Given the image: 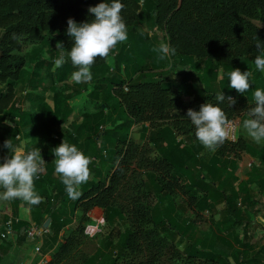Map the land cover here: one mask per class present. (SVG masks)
I'll use <instances>...</instances> for the list:
<instances>
[{
  "label": "trees",
  "instance_id": "trees-1",
  "mask_svg": "<svg viewBox=\"0 0 264 264\" xmlns=\"http://www.w3.org/2000/svg\"><path fill=\"white\" fill-rule=\"evenodd\" d=\"M101 2L104 0H0V113L6 109L9 117L4 127L0 125V159L4 155H13L3 145L9 140L16 146L15 134L20 123H37V115L44 112L40 124L48 129L53 125L43 120L64 123L72 112L68 103L58 106L60 99L57 93L52 111L43 103L42 96L34 98L31 95L32 103L28 110L10 104L18 80L28 81L21 85L22 90L31 82L43 80L38 71H26L25 64L42 68L44 57L40 52L27 54L24 49L38 45L49 53L45 64L47 77L58 81L70 78L78 69L70 60L69 53L75 42L67 34V20L72 18L78 24L93 21L95 17L88 9ZM121 2L125 6L121 16L126 23L128 38L118 43L108 57H98L91 67L96 87L91 97L97 111H84L80 124H70L77 126L74 135H67L65 140L83 149L84 154L99 159L98 165L93 162L89 165L95 177L79 186L81 195L77 200L68 197L59 177H51L54 168L51 163L42 166L41 179L34 178V187L42 196H45L42 191L44 182L53 185L51 191L54 194L48 193L42 203L31 206L32 220L37 224L43 223L44 213L51 219L50 232L44 235L42 248V252L50 250L51 258L47 264H60L71 257L72 251L81 243V236H86L83 235L82 224L91 221L86 213L93 207L102 208L103 217L107 220L116 212L118 217L126 219L127 228L119 232L111 253L101 259L99 254L85 256L81 264H158L160 261H166V264H202V259L216 260V264H264V247L254 249L256 244H250L247 249H235L227 237L235 231L231 227L238 225L240 219L239 199L242 203L251 204L248 183L253 181L264 189V145L259 150L253 149L237 137L234 142L225 140L208 157L195 135V126L186 116L189 108L199 111L205 103L215 104V96L221 92L236 101L229 106L225 99L220 105L228 119L238 116L240 109L248 113L255 106V101L251 105L248 102L253 100L257 88L264 90V78L259 70L253 71L252 68L256 56L261 54L256 48L257 40L264 43V0ZM159 33H163L166 43L176 49L175 55L163 60H159L160 54L153 50L160 46L157 41ZM57 42H61L63 47L57 49ZM61 56L65 62L56 67L55 61ZM109 59L111 67L107 62ZM167 60L168 66L165 67ZM192 64L197 65L195 71L200 67L204 73L189 70ZM219 68L225 72L220 89L214 83ZM236 68L241 72L248 70L254 73L250 77L249 90L243 94L229 86V73ZM177 69L181 77L179 83L172 79ZM191 78L209 82V88L193 90V100L189 99L190 86H186ZM17 116L19 125L15 121ZM137 124L143 132H148L149 140L157 146L154 155L142 157L143 166L139 165L148 169L151 185L142 180L133 186L127 184L129 166L135 159L141 160L138 145L130 139V129ZM178 135L181 136L179 139ZM107 142L110 148L106 147ZM103 150L108 154L104 159ZM242 152L258 157L260 165L253 166L247 180L236 187L233 184L236 180L234 167L237 156ZM124 188H130L131 193L123 198V203H119L117 197ZM179 190L187 195L189 205L196 211L206 207L213 211L209 206L210 191L224 203L225 221H221L219 233L213 239L196 235L192 221L183 222L173 214ZM152 193H157L155 200L151 198ZM76 210L80 212L77 225L65 230L60 237L59 231L73 219ZM18 217L22 220L19 224H27L25 218ZM227 229L230 230L226 233ZM172 235H177L179 243L184 244L183 251L173 244ZM108 238L111 239V233ZM216 239L221 240L224 250L218 252L213 248ZM6 241L10 243L7 248L0 243L4 254L0 256V264H18V258L8 252L13 248L12 242ZM17 241L28 243L23 237Z\"/></svg>",
  "mask_w": 264,
  "mask_h": 264
},
{
  "label": "clouds",
  "instance_id": "clouds-1",
  "mask_svg": "<svg viewBox=\"0 0 264 264\" xmlns=\"http://www.w3.org/2000/svg\"><path fill=\"white\" fill-rule=\"evenodd\" d=\"M121 0H104L95 7H89L88 12L93 14L95 19L91 22L77 23L74 19L67 20V34L74 39V46L69 55L74 67L78 70L72 73V79L76 83H87L92 80L91 67L96 59L106 58L109 53L120 42L127 40V27L121 12L124 8ZM61 42H57L56 48H62ZM256 48L260 55L255 58V67L259 71H264V43L259 39ZM160 55L159 60L175 55L176 49L169 44H161L154 48ZM61 56L55 61L56 67H61L64 63ZM251 71L241 72L239 68L229 73L230 87L238 93H245L250 88ZM227 99L228 105L235 104V99L231 96L225 97L221 93L215 96L216 103H205L200 106L199 111L191 108L187 110V118L195 126V135L200 143L209 151L215 152L223 145L225 140L231 138L233 132L232 122L227 118L225 111L220 107ZM255 106L251 107L247 113L248 119L243 121V130L256 143L264 140V90L257 88L254 92ZM3 147L13 153L11 157L4 159L0 163V187L4 189L0 193V200L10 201L21 199L30 205H38L43 202L41 197L34 190V178L43 171L45 161L41 158L38 148L25 151L23 146L14 147L6 140ZM55 172L61 177L65 185L66 193L72 200L79 199L81 192L79 186L86 183L90 178L91 158L78 150L75 145L63 142L55 149ZM102 223V221H101ZM89 225L85 229L86 234H91Z\"/></svg>",
  "mask_w": 264,
  "mask_h": 264
},
{
  "label": "rangeland",
  "instance_id": "rangeland-1",
  "mask_svg": "<svg viewBox=\"0 0 264 264\" xmlns=\"http://www.w3.org/2000/svg\"><path fill=\"white\" fill-rule=\"evenodd\" d=\"M157 41L159 43V45L161 44H167L166 43V39L164 38V34L163 33H159ZM125 42V41H124ZM24 52L29 54L30 52H32V54H37L38 52L41 53V55L44 57L45 61H44V66L42 68H37L35 66V64H30L27 63L25 64V69L26 71H38L39 74L43 77V83L44 86L48 89L47 90V97H51V86L52 85H56L60 88L64 87V83H55L54 80L55 78H49L47 77V72L45 70V64L47 63L50 55L49 53L45 52V49L43 48H39L38 45L35 46H28L24 49ZM109 63V65L112 63V61L109 59L107 61ZM112 66V64L110 65V67ZM168 66V60H167V64L165 63V67ZM191 67H193L192 69H196L197 65L196 64H192ZM253 71H255L256 67L253 66ZM251 68V69H252ZM180 69V68H179ZM177 72L174 74V76L176 77V79L172 78L176 83H178L179 81V77L180 74ZM250 69V70H251ZM252 71V72H253ZM225 73V72H224ZM260 73L264 76V71H260ZM254 74V73H252ZM171 79V80H172ZM28 83L27 80L24 79H20L17 82V85L13 88L14 94L12 97V100L10 102V104L14 107L19 106L20 109L23 108H28L29 104L28 101L25 99V95L26 93L23 92L22 90V86L24 85V83ZM174 82V83H175ZM176 85V84H175ZM2 86V84H0V87ZM78 88H80V85H77L74 90H72V94H74ZM25 91H27V86L25 87ZM188 91H190L188 89ZM51 100H49L50 102ZM255 99L253 97V100L248 102V105L252 104V102H254ZM9 104V105H10ZM77 105V103H76ZM6 109H4L1 113H0V125H2V127H4L5 123H6V118H7V113H6ZM239 116H241V126L243 124L244 118L247 117V112L244 109H240V113ZM45 121V120H43ZM46 122V121H45ZM42 123V122H41ZM146 125L149 126V122H146ZM42 127V124H41ZM40 127V129H41ZM43 128V127H42ZM44 129V128H43ZM241 132V128L238 130V136L240 135ZM148 132L145 131L143 132L141 130L140 124L137 125H133L130 129V139L133 140V142H135L138 147H139V151L141 152V160L139 162L138 159H135V161L132 162V164L129 166L130 170L127 171V175H126V179H127V184L133 186L134 184H136V182L138 180H142L144 183L146 184H150V173H148V169L144 167H141L139 165L143 166L142 163V157H151L154 155L155 150H157V146L155 144H153L149 138H148ZM181 137L180 135H178V138ZM7 138V137H6ZM33 142V141H32ZM32 142H30V146L32 145ZM263 143L264 144V140H262L260 142V144ZM256 145V143H254ZM250 145L253 149H255V145ZM258 150V149H257ZM205 153L204 155H208L211 156L214 152L209 151L208 149L205 148ZM242 153H240L237 156V160H239L238 163V168H237V176L238 179L239 177L242 176H248L249 172L251 171L252 167H257L260 164H253V162L249 161V158L246 157V155H241ZM251 154V153H250ZM252 156V155H250ZM8 156L5 155L3 157L2 160H4L5 158H7ZM259 159V158H258ZM222 164L223 160H220ZM258 161V160H257ZM252 163V164H249ZM260 162V160L258 161ZM234 177L236 178V180H233V184L237 187V177L234 175ZM259 180H263L261 176L258 177ZM264 184V182H262ZM130 186V187H131ZM248 188V192L250 193L251 197L249 202L251 204L248 203H242L241 202V198L239 199L240 204L237 206L238 208V212H239V218L238 219V225H234L231 228H233L235 231L232 234H228V239H229V243L234 245L235 249H247V245L250 244H256V246L254 247V249H258L260 247H264V189H260V186L257 185L255 183V185L252 186V184L247 185ZM51 194L54 192L50 191ZM131 190L130 188H124L123 192H121V194H118L117 197V201L120 203H123V198L127 195L130 194ZM211 198L209 200V206H212L213 211L210 210V208H204V209H195L194 206H191V204L189 205L190 201L189 198L187 197V195H184L182 193V191L179 190L178 195L175 197V203H176V207H175V211L173 212V214L176 217H179L181 219V221L183 222H188V221H192L194 223V229H195V234L196 235H203L208 239H213L214 235L218 234V226H222L221 221L224 222V215L226 214L225 212V205L224 203L219 200L218 201V196L213 195V193H211ZM243 194V193H242ZM157 197V193H152L151 194V198L153 200H155ZM248 204V205H247ZM109 218V216H108ZM102 219V217L100 218V220ZM104 219V217H103ZM95 222V221H94ZM126 219H121V217H118L117 213L115 212V214L110 215V219H104V221L100 224L101 225V232H99V234L97 233V235L94 236H85V234L83 233V235L85 237L81 236V240H80V245L77 249H74L72 251V255L70 258L65 259L63 262H61L60 264H81V260L83 257H87V256H95V255H100L99 259H101V257H105L107 256L109 253H111L113 251V248L115 243L117 242V239L119 238V232H123L126 228ZM230 229H227L226 233L229 232ZM111 233V239L108 238V234ZM171 241H173V244L179 249V250H184V244L183 243H179L178 240V236L177 235H172L170 237ZM217 240V239H216ZM1 241V240H0ZM2 245H7V241L3 240L0 242ZM208 244L209 241H207ZM29 246L32 245V243H28ZM28 244L26 245V247H28ZM221 244H223L221 242V240H217L214 242L213 244V248L218 250V252L220 250H224V248L221 246ZM5 248H7L8 246H4ZM115 250V249H114ZM1 253H3L2 250H0ZM229 251V250H228ZM230 253V252H229ZM263 256H264V250H263ZM51 258V257H50ZM164 260V259H163ZM231 260V257H230ZM202 264H216V260H206V259H202L201 260ZM158 264H166L165 262L160 261Z\"/></svg>",
  "mask_w": 264,
  "mask_h": 264
},
{
  "label": "crops",
  "instance_id": "crops-1",
  "mask_svg": "<svg viewBox=\"0 0 264 264\" xmlns=\"http://www.w3.org/2000/svg\"><path fill=\"white\" fill-rule=\"evenodd\" d=\"M193 67L188 68L191 71H198L200 70V73L203 74L204 72L202 71V68H198L196 71L195 69H192ZM177 72V71H176ZM174 72L172 75V78L176 79V77L174 76V74L176 73ZM217 77H215L216 79L214 80L215 85L217 86L216 88L220 89V81H222L223 79V70L221 68L217 69ZM209 74V73H208ZM264 74V73H263ZM262 75V74H261ZM208 76H211L210 74ZM179 78H181L180 76H178ZM262 77L264 78V76L262 75ZM193 79H196L193 78ZM44 80V79H43ZM43 80L40 81H36V82H31V84L27 85V91H25V89L23 90V92L26 93V95L24 96L25 99L28 101V108H23L22 110H28L31 107V95H33V97H37L40 98V96H42V100L43 103L46 104V106L50 109V111H52L54 109V95L59 94V99H60V103L58 104L59 107L64 106L65 103H68L69 107H72V112L69 114L66 122L64 123H54L53 120H49L47 119V123L49 125H53V127L46 129L44 126L41 127L40 121L42 120L41 118L44 117L45 113L42 112L40 114L37 115V123L36 121L34 123H28L26 125H23L22 123H20V118L19 116L15 117V121L18 123L19 125V129L18 132L15 134V139H17V144L15 147H21L23 146L24 150L30 151L34 148H38L41 152V158L45 161L44 165H47L49 163H51V165L54 166L52 172H51V177L52 178H60L61 177L56 174L55 172V159L56 156L54 154L55 149L63 142V140H66V136L67 135H74V130H76L77 126H72L70 124L75 123L76 124H80L83 120V113L85 112H89V113H94L97 111V106L94 104V100L92 99V92L95 90V82L93 80H91L90 82L87 83H76L73 79L72 76L68 79L62 80V81H58V80H54L55 83H64V87L60 88L59 85H52L51 88V97H47V88L44 86V83L42 82ZM180 81V79H179ZM178 81V83H179ZM188 83L186 84V86H190L189 90L191 91L189 93V99L193 100L195 99L193 90L198 88V87H202V88H209V82L206 83V81L202 80H192L189 79L187 81ZM80 85V88H78V90L72 94V90H74V88ZM55 93V94H54ZM101 94H103L102 90H101ZM49 100H51L49 102ZM92 102H91V101ZM77 103V105H76ZM18 108H20L19 106H16ZM59 111L61 112L62 110L59 109ZM239 127L238 130L241 128V132L240 135L238 136V131H237V137L243 139L246 143H248L249 145H253L254 143H256L251 137H249L247 135V133L243 130V127L241 126V116H239ZM8 114H7V118H6V122L8 119ZM248 115L245 119H248ZM15 123H13L12 125H14ZM243 125V124H242ZM41 127V129H40ZM53 128V131H50V129ZM87 129L85 128V130L83 131V133H85V135L83 134V138H86V131ZM101 132V131H100ZM76 133V132H75ZM50 135V136H49ZM49 137H52L51 139ZM53 138L55 139L53 141ZM180 138V137H179ZM178 138V139H179ZM33 141V142H32ZM30 142H32V145L30 146ZM67 142V141H66ZM69 143V142H67ZM70 145H72V143H70ZM255 145V144H254ZM264 144L263 143H256L255 145V149H260ZM109 147V143L107 142V146ZM80 151H83V149H78ZM86 156H90L89 154H85ZM107 153L106 151L103 150V154H102V158H107ZM241 155H246V157L249 158V161L253 162V164H257L259 163V159L258 157L248 153V152H242ZM252 155V156H250ZM5 156V155H4ZM91 158V162H93L94 164L98 165L99 164V159L95 158L94 156H90ZM3 159V158H2ZM0 159V163H3L4 160ZM94 160V161H92ZM258 160V161H257ZM239 160L236 159L235 162V167H234V174L237 177V184L240 182H243L245 180H247L248 176H242L239 177L236 174L237 172V166H238ZM252 164V163H251ZM90 168V167H89ZM44 169V168H43ZM90 178L89 181L92 180L95 177L94 171L92 170V168H90ZM41 174V172L39 173V175ZM40 179L42 178L41 175L39 177ZM38 178V180H39ZM62 181V180H61ZM35 183V182H34ZM252 184L255 185V182H249L248 185ZM37 186V185H36ZM44 187H42V191L43 195H48L51 194V190H53V185L52 184H48L44 182ZM34 190L41 196V197H45L42 196V194L40 193L39 189L36 190V187H34ZM4 191V189L2 187H0V193H2ZM15 202L10 201H4V200H0V223H2V221L6 218V214L7 212H11L16 216H21L23 218L27 219H31L32 220V216H31V206L30 204H28L27 202L17 198L15 199ZM103 214H104V210L102 208L99 207H93L92 209H90V220L89 222L95 223L98 220H100V217L103 218ZM47 213L43 214V223H45V221L49 218L46 216ZM80 215V212L78 210L75 211V214L73 216V219L66 223L64 225L63 228H61V230L59 231V236L62 237V234L64 233L65 230H68L70 228H73L74 226L77 225L78 222V217ZM50 219V218H49ZM51 220V219H50ZM34 221V220H33ZM95 221V222H94ZM82 223V221L80 222ZM49 224L50 221L47 225V227L49 228ZM61 238H59L60 240ZM10 240L11 246L13 248H11L10 250H8L9 253H12L13 256H16L18 258V264H27L29 262V260L31 259V246H29V242L28 243H19V241H17L18 239H8ZM1 242V241H0ZM10 243L7 242V246ZM28 244V247H26V245ZM52 250V248H51ZM47 258V260H50V250L49 251H44L43 252ZM4 255L3 253H1L0 251V256Z\"/></svg>",
  "mask_w": 264,
  "mask_h": 264
},
{
  "label": "built area",
  "instance_id": "built-area-1",
  "mask_svg": "<svg viewBox=\"0 0 264 264\" xmlns=\"http://www.w3.org/2000/svg\"><path fill=\"white\" fill-rule=\"evenodd\" d=\"M124 89L127 90V87L124 86ZM232 122L233 132L231 138L227 139L230 142H234L237 139V131L239 127V117L235 116L229 119ZM249 164H251L249 162ZM40 175L38 174L35 179H38ZM90 218V210L86 213ZM101 218V217H100ZM91 219V218H90ZM21 218L14 215L11 212H7L6 218L0 223V240L8 239H18L23 237L26 242L32 243L31 245V259L27 264H47L48 260L45 254L42 252L44 235L50 232L48 227L43 226V224H37L31 219H27V224H19ZM104 219L98 220L95 223L92 222H83V233L87 236H94L97 233L101 232V223ZM89 225H92L93 228L89 229L91 234H86L85 229Z\"/></svg>",
  "mask_w": 264,
  "mask_h": 264
},
{
  "label": "water",
  "instance_id": "water-1",
  "mask_svg": "<svg viewBox=\"0 0 264 264\" xmlns=\"http://www.w3.org/2000/svg\"><path fill=\"white\" fill-rule=\"evenodd\" d=\"M50 219L48 218L45 223L43 224V226L47 227L48 223H49Z\"/></svg>",
  "mask_w": 264,
  "mask_h": 264
}]
</instances>
